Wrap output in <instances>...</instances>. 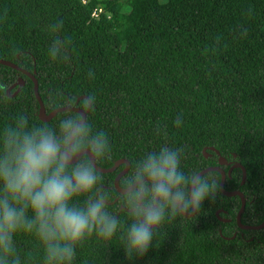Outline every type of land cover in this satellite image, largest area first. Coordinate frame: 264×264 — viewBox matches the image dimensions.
I'll return each instance as SVG.
<instances>
[{"label":"trees","instance_id":"1","mask_svg":"<svg viewBox=\"0 0 264 264\" xmlns=\"http://www.w3.org/2000/svg\"><path fill=\"white\" fill-rule=\"evenodd\" d=\"M53 22L62 26L56 35L66 62L47 54ZM0 60L35 76L48 114L87 111L91 101L86 121L111 146L110 159L96 162L101 169L167 145L181 151L185 171L201 172L219 165L215 148L246 170L244 185L241 169L225 183L246 198L242 225L264 222V0H0ZM19 78L25 85L8 96ZM17 112L47 124L67 113L43 122L33 81L0 65V124ZM125 169L99 173L121 217L114 183ZM207 174L216 178V195L198 214L166 225L146 257L129 261L119 241L89 240L77 264H264V230L240 229V197L221 192L220 173Z\"/></svg>","mask_w":264,"mask_h":264},{"label":"clouds","instance_id":"2","mask_svg":"<svg viewBox=\"0 0 264 264\" xmlns=\"http://www.w3.org/2000/svg\"><path fill=\"white\" fill-rule=\"evenodd\" d=\"M61 27L48 25L47 54L66 62ZM110 157L107 134L70 111L53 124L22 112L0 124V264H77L89 240L119 241L129 261L143 259L166 225L198 214L217 193L213 175L185 171L181 151L162 145L129 163L121 217L95 167Z\"/></svg>","mask_w":264,"mask_h":264},{"label":"water","instance_id":"3","mask_svg":"<svg viewBox=\"0 0 264 264\" xmlns=\"http://www.w3.org/2000/svg\"><path fill=\"white\" fill-rule=\"evenodd\" d=\"M0 65H4V66L10 67V68H13V69H15V70L23 73L24 75L28 76L33 81V83H34L35 96H36V98H37V100H38V102L40 104V119L43 122H50L53 118H55L57 116V114L63 113V112H68V111H70V112H76V113H78V114H80L82 116V119H84V120L87 119V112H89L91 110V101L88 98H87L88 99V108H87V111H84V110H82L80 108L62 107V108L55 109L54 111H52L51 113L48 114L46 112L44 103H43V101L41 99V96L39 94V83H38V80L35 78V76L33 74H31L30 72L21 69L19 66H17L16 64H14V63H12L10 61L0 60ZM24 85H25V82H24L23 78H20L15 85H13L10 89L7 90V95L9 96V92L11 91L12 88H14L16 86H19V88H20V87H23ZM17 94L18 93L14 94V95L16 96ZM83 98L84 97H81V99H83ZM210 150L216 152V154L219 156V164L221 166L230 164L229 162H227V160L224 157H222L220 155V152L217 149L210 148ZM203 153H204V156L206 158L209 157V154L207 153V149H204ZM129 163L130 162L127 161V160H120L119 162H117L110 169H101L97 165V163L95 164V167L97 169H99V173L107 174V173H113V172H115L122 164H125L126 165V169L116 177L115 183H114L116 190L120 194H123L124 189H121L120 186H119V184H120L121 178L124 177L129 172V167H128ZM237 168L241 169L242 172H243L241 185H244L245 184V181H246V178H247V173H246L245 168L240 163H236L235 165H233L230 168V170L228 171V173H226L221 167H209L207 169H204L201 172L202 173H210V172H218V173H220L221 176H222L221 183H220V190H221V192L225 196H227V197H240V199H241V209H240V211L238 213V216H237V223H238L239 228H241L242 230H246V231H248V230H262V229H264V222L261 225H259V226H244V225H242L241 218H242V215H243V213L245 211V208H246V203H247L246 202V198L243 195V193L240 192V191L227 192L225 190L226 177L227 176L230 177L232 171L235 170V169H237ZM121 211H126V209L124 207H121ZM194 215L195 214H192L189 217L194 216ZM216 215H217V217L220 220H222L224 222L226 221L225 219H222V218L219 217L220 211H218L216 213ZM234 238H235V236L232 237V238H227L226 237L225 239H234Z\"/></svg>","mask_w":264,"mask_h":264},{"label":"flooded vegetation","instance_id":"4","mask_svg":"<svg viewBox=\"0 0 264 264\" xmlns=\"http://www.w3.org/2000/svg\"><path fill=\"white\" fill-rule=\"evenodd\" d=\"M19 79H20V78H19ZM19 79H18V80H19ZM17 82H18V81H17ZM17 82H16V83H17ZM16 83H15V84H16ZM15 84H14V85H15ZM10 88H11V87H10ZM10 88H9V89H10ZM21 88H22V87L19 88V86H16V87L12 88L11 91L9 92V95H10V93H11L12 91L14 92V94H16V93L19 94V92L21 91ZM14 94L12 95V97L15 96ZM220 155H221V154H220ZM227 162H229L230 164L221 166V165L219 164V159H218V164H219V165L216 166V167H221V168H222V167H228V171H229L230 168H231L233 165L236 164V162H230V161H227ZM222 169H223V168H222ZM237 169H239V168H237ZM223 170H224V169H223ZM224 171H225V170H224ZM228 171H227L226 173H228ZM103 188H104V187H103ZM246 202H247V201H246ZM246 205H247V203H246ZM240 229H241V228H240ZM262 230H264V229H262Z\"/></svg>","mask_w":264,"mask_h":264},{"label":"rangeland","instance_id":"5","mask_svg":"<svg viewBox=\"0 0 264 264\" xmlns=\"http://www.w3.org/2000/svg\"><path fill=\"white\" fill-rule=\"evenodd\" d=\"M121 1H126V0H121ZM162 3H166L168 0H160Z\"/></svg>","mask_w":264,"mask_h":264}]
</instances>
